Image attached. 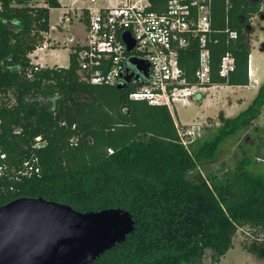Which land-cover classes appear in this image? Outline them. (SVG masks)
<instances>
[{
    "label": "trees",
    "instance_id": "16d2710c",
    "mask_svg": "<svg viewBox=\"0 0 264 264\" xmlns=\"http://www.w3.org/2000/svg\"><path fill=\"white\" fill-rule=\"evenodd\" d=\"M29 1L0 0V150L9 162L36 156L41 174L16 184L15 193L0 194V206L20 197H42L79 212H129L135 231L92 264H203L206 251L211 264H219L243 229L253 237L244 249L264 259L260 154L243 157L224 180L200 171L216 160L229 138L259 119L264 82L245 109L234 117L220 111L219 125L185 147L165 106L129 99L140 83L119 90L84 82L71 50L66 68L33 64L30 55L50 29L49 11L60 4ZM150 2L154 11L164 8L165 0ZM256 15H262L261 1L213 0L210 86L248 85L250 20ZM230 31L236 39L229 38ZM198 53L193 42L179 55L189 86L197 82ZM226 54L234 69L221 77ZM36 137L43 144L34 148Z\"/></svg>",
    "mask_w": 264,
    "mask_h": 264
},
{
    "label": "built area",
    "instance_id": "2783aa9c",
    "mask_svg": "<svg viewBox=\"0 0 264 264\" xmlns=\"http://www.w3.org/2000/svg\"><path fill=\"white\" fill-rule=\"evenodd\" d=\"M228 3L230 0H225ZM60 27L73 21L84 24V38L71 35L63 44L69 45L78 65L80 79L92 85L116 86L122 82L126 70L136 72L130 58L149 63V74L139 88L129 94V99L144 101L150 106H165L172 118V104L178 99L203 96L210 86L208 41L213 33L211 13L213 0H165L161 11L150 9V0H66ZM127 32L134 40L133 51L128 54L122 41ZM236 39L235 31L228 32ZM46 41V40H45ZM193 42L198 44L196 83L187 85L179 66L180 53ZM45 44L42 48H49ZM234 69L233 58L226 54L221 59L219 75L226 77ZM248 75L251 69L248 67ZM250 85H252L250 83ZM174 120V119H173ZM181 144L187 147L200 129L192 125L179 129L174 120ZM16 132H19L18 130ZM41 137L35 138L34 148L42 145ZM39 159L31 156L21 162H9L0 150V194L17 192L15 187L25 180L39 177ZM9 183L7 187L4 183Z\"/></svg>",
    "mask_w": 264,
    "mask_h": 264
},
{
    "label": "water",
    "instance_id": "95a60500",
    "mask_svg": "<svg viewBox=\"0 0 264 264\" xmlns=\"http://www.w3.org/2000/svg\"><path fill=\"white\" fill-rule=\"evenodd\" d=\"M122 41L130 54L134 40L125 32ZM129 63L136 72L125 71L119 90L148 77L147 61L130 58ZM135 229L122 209L79 212L42 197H20L0 206V264H92Z\"/></svg>",
    "mask_w": 264,
    "mask_h": 264
},
{
    "label": "rangeland",
    "instance_id": "374dc122",
    "mask_svg": "<svg viewBox=\"0 0 264 264\" xmlns=\"http://www.w3.org/2000/svg\"><path fill=\"white\" fill-rule=\"evenodd\" d=\"M66 0H60L64 3ZM261 1L262 15H256L250 20L253 33L250 35L251 43V66L255 69V77L259 81L258 87L264 82V52L261 45L264 43V0ZM43 0H33V3L41 6ZM115 4V0H111ZM62 10L53 9L49 13L50 44L51 47L41 49L32 55L34 62L45 67H63L69 64L70 46L63 42L69 35L82 40L84 38V24L76 22L72 25H60ZM55 40V41H53ZM58 42V43H56ZM249 85V86H248ZM213 86L205 91L204 99L199 97L178 99L172 104V114L179 129L185 130L195 125L200 129L191 138V144H196L205 139L211 130L219 125L218 114L220 111L225 117H234L245 109L254 98L257 89L251 87ZM188 126V127H182ZM264 107L259 119L253 125L243 131L240 135L229 138L220 148L217 158L212 163H207L200 168L203 175L215 176L217 180L228 178L235 165L246 156H253L256 152L260 154L257 163L264 164ZM251 230L238 231L233 239L232 248L221 258L219 264H264V259H258L244 249V244L252 240ZM250 234V235H249ZM209 251L205 252L202 259L203 264H211Z\"/></svg>",
    "mask_w": 264,
    "mask_h": 264
},
{
    "label": "crops",
    "instance_id": "0c3cea01",
    "mask_svg": "<svg viewBox=\"0 0 264 264\" xmlns=\"http://www.w3.org/2000/svg\"><path fill=\"white\" fill-rule=\"evenodd\" d=\"M29 3L31 4V5H34V6H39V5H36V4H34L33 3V0H30L29 1ZM44 5V0H43V2H42V5L41 6H43ZM51 10H53V9H50V11ZM50 11H49V13H50ZM75 23V21H73V23L72 24H74ZM71 24V25H72ZM50 27V26H49ZM62 28V27H61ZM45 44H46V46L47 45H49L50 47H51V45L52 44H50L49 42H50V40H51V38H50V29H49V32L45 35ZM53 41H55V40H53ZM56 43H58V42H56ZM42 49H45V48H42ZM39 50H41V49H37L36 51H34L31 55H30V59H31V61H32V63L33 64H35V65H37V66H39V67H45L44 65H42V64H40V63H36V62H34L33 61V59H32V55H34L37 51H39ZM250 56H251V54H250ZM249 60H250V57H249ZM248 67H250V69H251V76H250V78H249V84L251 83L252 85H250L251 87H256V89L258 90V80L256 79V77H255V75H256V71H255V69L254 68H252V66H251V64H250V62H248ZM249 86V85H248ZM247 86V87H248ZM230 87H240V86H230ZM244 87V86H243ZM205 97V96H204ZM204 99V98H203ZM203 99H200L199 101H202ZM174 119V118H173Z\"/></svg>",
    "mask_w": 264,
    "mask_h": 264
},
{
    "label": "bare ground",
    "instance_id": "6f19581e",
    "mask_svg": "<svg viewBox=\"0 0 264 264\" xmlns=\"http://www.w3.org/2000/svg\"><path fill=\"white\" fill-rule=\"evenodd\" d=\"M249 62H251V56H250V60H249ZM251 64V63H250Z\"/></svg>",
    "mask_w": 264,
    "mask_h": 264
},
{
    "label": "clouds",
    "instance_id": "9594fccd",
    "mask_svg": "<svg viewBox=\"0 0 264 264\" xmlns=\"http://www.w3.org/2000/svg\"><path fill=\"white\" fill-rule=\"evenodd\" d=\"M248 78H250L249 75H248Z\"/></svg>",
    "mask_w": 264,
    "mask_h": 264
}]
</instances>
